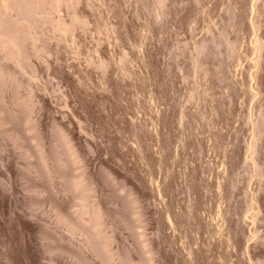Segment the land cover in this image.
<instances>
[{
  "label": "rangeland",
  "instance_id": "obj_1",
  "mask_svg": "<svg viewBox=\"0 0 264 264\" xmlns=\"http://www.w3.org/2000/svg\"><path fill=\"white\" fill-rule=\"evenodd\" d=\"M69 1L0 44V264H264V0Z\"/></svg>",
  "mask_w": 264,
  "mask_h": 264
},
{
  "label": "bare ground",
  "instance_id": "obj_2",
  "mask_svg": "<svg viewBox=\"0 0 264 264\" xmlns=\"http://www.w3.org/2000/svg\"><path fill=\"white\" fill-rule=\"evenodd\" d=\"M63 1L67 2L69 0H0V27H3L2 25H4L5 21L13 22L15 27H13L11 31L16 33V34L10 33L11 31L9 28L8 29L10 32L0 29V31H6V32H0V44L1 42L3 44L5 43L6 45L5 47L7 49L10 47L11 48L17 47L19 49L20 47L19 45H22L20 44L22 43L20 42L21 41L20 36L22 35V31L24 37L35 39V35L33 32L34 25L31 19L35 18V20H37L39 17H41L42 15L40 16V12L42 10L47 11L49 9L48 12L55 11L59 3ZM35 20L34 22H36ZM34 24L36 25V23ZM54 25L57 27V29L61 31V34L67 33L70 29L69 25L62 20L55 21ZM2 46L3 45H1V48ZM3 50H5L4 47ZM251 149H253V147Z\"/></svg>",
  "mask_w": 264,
  "mask_h": 264
}]
</instances>
